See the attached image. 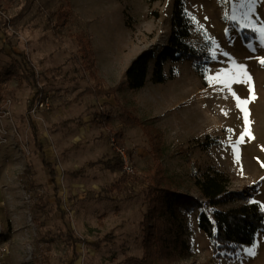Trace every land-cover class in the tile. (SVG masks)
I'll return each instance as SVG.
<instances>
[{"label": "rangeland", "instance_id": "374dc122", "mask_svg": "<svg viewBox=\"0 0 264 264\" xmlns=\"http://www.w3.org/2000/svg\"><path fill=\"white\" fill-rule=\"evenodd\" d=\"M66 4L65 24L54 28L55 11ZM173 4L0 0V73L25 52L37 79V86L16 77L0 81V174L9 175L0 190H20L16 214L8 211V194H0V244L9 250L0 264H123L128 256L142 255L152 145L140 126L122 122L120 104L151 128L163 172L179 191L199 197L194 178L214 167L230 177L233 193L220 209L247 201L238 194L264 205V64L258 60L264 58V33L252 30L264 27V0H257L252 12L248 0H181L191 22L185 41L201 59L167 60L166 80L153 83L155 58L171 32ZM246 23L249 27H241ZM77 33L89 37L96 75L110 94L93 90L94 81L81 67ZM144 51L154 57L143 86L132 90L125 70ZM239 65L251 79L240 75L231 88L249 100L242 106L247 125L229 90L219 80L210 85L207 79L219 73L221 80H229ZM39 87L49 108L28 114V101ZM28 118L36 123L46 158L55 165L58 198L39 166L41 154ZM245 128L248 132L237 143ZM117 132L135 167L125 181L120 171L106 165L114 162L109 137ZM21 212L26 225L18 222ZM198 214L196 210L185 219L184 238L192 254L171 264H264L263 229L256 231L252 244L213 258ZM10 215H18L17 220ZM70 233L79 239L75 258ZM105 235L110 241L95 245ZM249 248L255 255H248Z\"/></svg>", "mask_w": 264, "mask_h": 264}, {"label": "trees", "instance_id": "16d2710c", "mask_svg": "<svg viewBox=\"0 0 264 264\" xmlns=\"http://www.w3.org/2000/svg\"><path fill=\"white\" fill-rule=\"evenodd\" d=\"M68 4L59 6L55 11L53 27L65 24L68 17ZM171 32L166 45L155 58L151 80L153 83H163L166 76L163 72L165 61L196 60L201 56L186 43L185 39L190 35L191 22L182 8L181 0H174L170 18ZM75 39L80 55L82 69L88 73L94 81L93 90L97 95L110 94L111 89H103L96 75V66L93 49L89 37L77 33ZM151 51L139 54L125 70L127 85L135 90L143 86L147 74L148 62L153 58ZM36 73L28 55L20 52L19 61L12 59L10 64L0 73V81L16 77L19 81L28 80L37 86ZM42 92L38 89V93ZM36 93L33 100L39 98ZM121 119L125 124L138 125L142 128L151 142L149 153L153 163L151 170L146 174V212L143 215L142 225L143 253L140 257L128 256L123 264H171L179 257L187 258L192 254L190 244L184 238L187 230L185 219L190 213L199 210L198 227L210 240V248L213 258L220 257L222 252L235 253L238 249L253 242L257 230H264V211L257 202L248 201L242 194H238L243 200H247L237 206L228 209H220L219 206L232 196L229 191L230 177L221 170L209 167L201 171L194 178L199 197L179 191L173 186L174 181L163 172L160 159V150L155 141V134L151 128L135 116L125 105L120 104ZM28 124L36 135V126L31 118ZM117 137L119 133L115 134ZM42 163L49 170V175H56L55 165L42 159ZM108 168L121 171V163L118 157H114L113 164L106 162ZM127 175L122 173L121 181H125ZM110 236L105 235L95 245L104 241H110ZM72 247V258L76 257L75 244L79 239L68 234Z\"/></svg>", "mask_w": 264, "mask_h": 264}, {"label": "built area", "instance_id": "2783aa9c", "mask_svg": "<svg viewBox=\"0 0 264 264\" xmlns=\"http://www.w3.org/2000/svg\"><path fill=\"white\" fill-rule=\"evenodd\" d=\"M40 89V87H39ZM38 93V91L36 92ZM39 98L32 101V98L28 101V114H34L38 110L49 108V99L45 96V93L39 92ZM110 144L114 149L116 156L121 163V173L132 175L135 172V167L132 163V159L128 151L118 142V137L116 135H111L109 137ZM8 248L6 245L0 244V258L7 254Z\"/></svg>", "mask_w": 264, "mask_h": 264}, {"label": "crops", "instance_id": "0c3cea01", "mask_svg": "<svg viewBox=\"0 0 264 264\" xmlns=\"http://www.w3.org/2000/svg\"><path fill=\"white\" fill-rule=\"evenodd\" d=\"M33 123H34V121H33ZM35 124V126H36V135H35V138H34V135H32L33 136V140H34V142H35V144H36V146H37V149H38V151L40 152V154H41V159H40V163H39V166H40V168H41V170H42V172H46L47 174H48V176H49V179H50V181H51V183H52V186L54 187V189H55V196H56V198H58V189L59 188H57V186L58 185H55L56 184V176H57V171H56V168H55V172H56V175H55V177L54 178H52L50 175H49V170H48V168L46 167V166H44V164L42 163V159L44 158V159H46L48 162H50L47 158H46V155H45V147H44V145H43V143L40 141V139H39V131H38V127H37V125H36V123H34ZM31 133L33 134V132L31 131ZM50 163H52V162H50ZM42 166V167H41ZM8 178H9V175L8 174H0V183H4V182H6L7 180H8ZM8 192V193H7ZM10 192V193H9ZM0 194L1 195H4V194H8V199H7V203L9 204L8 206V211L11 213V214H16V211H17V208H15L16 207V202H15V199H16V197H17V195H19L20 194V190L18 189V188H16V187H14V188H11V190L10 189H8L7 188V190L6 191H2V190H0ZM56 201H58V199H56ZM13 215H10V217L9 218H12V219H16V218H18V215H14V217H12ZM9 220H11V219H9ZM17 220V219H16ZM20 224H27V219L25 218V215H24V213H20V219H19V221H18ZM2 225L0 224V233H1V230H2V227H1ZM9 251V250H8ZM7 254H8V252H7ZM7 254H5L2 258H0V263H2V262H4L3 260H4V258L6 257V256H8ZM71 256H72V254H71Z\"/></svg>", "mask_w": 264, "mask_h": 264}, {"label": "snow or ice", "instance_id": "6c2138e0", "mask_svg": "<svg viewBox=\"0 0 264 264\" xmlns=\"http://www.w3.org/2000/svg\"><path fill=\"white\" fill-rule=\"evenodd\" d=\"M248 3L252 6V7L249 8V12H252L254 7H255V5H256V3H257V0H248ZM233 19H235V17H233ZM245 19L246 20L249 19L247 14L245 15ZM251 23L255 24V21L253 20V21H251ZM241 27H249V24H247V23L243 24V25H241ZM252 30L253 31H260L261 33H264V27H261L259 29H256L255 27H253ZM258 60H259V63L264 64V58H258ZM238 68H239V71H238L237 75L234 76V77H231L229 80H221L219 73L216 76H214V77H207V79H208L210 85L212 83H214L215 81L219 80L220 83L223 84L224 88H227L229 90L231 95L236 100L237 108H240L241 111H244V113H245L244 122L247 125V123H248L247 112L242 106L248 104L249 100L248 99H241L240 97L236 96L235 92L232 91L231 84L240 82V80H239L240 75H243L246 78V81H250L251 77H249L247 75V73L244 72L243 65H239ZM249 91L251 93V88L249 89ZM225 114H227V113H225ZM247 132H248V129L245 128V132L241 134V136L239 137L237 143L243 141L244 134H246ZM262 166H264V165H262ZM262 179H264V178H262ZM260 207H261V210L264 211V205H261ZM246 252L248 253V255H255V252H254V250L252 248L246 249Z\"/></svg>", "mask_w": 264, "mask_h": 264}, {"label": "bare ground", "instance_id": "6f19581e", "mask_svg": "<svg viewBox=\"0 0 264 264\" xmlns=\"http://www.w3.org/2000/svg\"><path fill=\"white\" fill-rule=\"evenodd\" d=\"M246 254V253H245Z\"/></svg>", "mask_w": 264, "mask_h": 264}]
</instances>
